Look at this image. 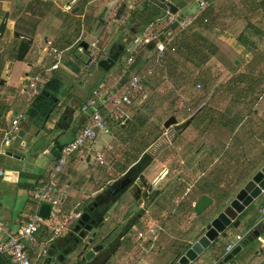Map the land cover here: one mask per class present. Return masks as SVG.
Masks as SVG:
<instances>
[{
	"label": "crops",
	"instance_id": "0c3cea01",
	"mask_svg": "<svg viewBox=\"0 0 264 264\" xmlns=\"http://www.w3.org/2000/svg\"><path fill=\"white\" fill-rule=\"evenodd\" d=\"M12 1L4 0V3L0 4V8L4 7L6 9L7 6L12 4ZM16 1L26 3L23 6V8H26L28 4L35 0ZM41 1L52 5L49 15L50 13L54 14L56 21L53 24H49L50 28L42 25V23L40 24L38 21L36 23L28 22V24H31L27 26L29 29H32V24H37V32L33 37V46L25 60L21 62H23L22 66L27 65L29 67L25 71V74L35 72L36 76L32 81L34 86L38 83L44 85V105L35 119L27 117L20 122L19 134L13 137L12 144L8 148L9 154L7 155L1 154L5 131L11 128L12 121L18 114L27 113L34 98L42 92L43 87L40 90L37 89L31 92L29 90L31 87L25 88L22 86L26 76L23 74L18 79H14L12 72L6 79L7 83L5 85L0 84V171L5 173L3 176L0 175V222L8 234H16L19 228L28 220L29 216L37 209V205L32 199L31 194L36 189L42 188L46 182L47 172L57 160L54 155L55 151H57V144L65 146L72 141L79 130L88 124L90 113L93 110L104 111L103 103L111 95H122L128 89L130 79L134 73H143L140 74L145 76L144 82L146 87L155 86L153 81L159 79L157 75L163 76L164 79L171 78L170 80H175V77L178 75V69L182 66L183 61L187 62V64L201 67L210 62L219 52L223 53V48L226 45L225 42L232 46L233 54L242 53L243 55L244 53L245 55L246 53V56L255 59V57L259 56L255 52L258 50V42L264 37V25L262 24V21H264V0H256L252 7L246 6L248 9L245 6H233L234 10L231 11L221 7L227 0H206L208 7L204 10H199L198 5H195L197 3L196 0H168V2H172L179 8V13L176 16L169 14L166 4L160 5L163 4L160 0H139V7L136 5V9L133 12L132 10L129 11V13L126 7L134 9L133 0ZM231 1L236 2L237 0ZM76 8L78 11L74 12ZM155 11H158V15L154 17L152 13H156ZM59 12H61L60 15H58ZM183 13V20L192 21L186 32L188 34L198 32L207 42L215 45L217 48V53L210 56V59L204 64L197 65V59L193 61L194 59L191 58L183 46V42L180 44V28H177L172 36L166 39L170 42L169 54L164 65L161 68L157 66L158 69L153 76L146 75V72L154 65V62L152 63V56H150V53L148 54L146 46L142 47L136 54L135 62L132 66L125 68L126 70H123L121 65L116 71L110 69L108 72L97 66H89L88 64H85L86 68H83L77 66L72 60H69V63L67 62L65 65L62 64L63 59H65L63 52L72 47V44H70L72 40L70 39L72 38L73 41L78 42L77 45L80 46L86 35L88 36L86 41L90 44V48L84 53H94V56L98 60L108 56H119L122 60L121 64H123V58L127 57L125 50L135 42L136 38L139 37L140 39L150 33L156 34L158 37L168 30L170 19H176ZM134 15L137 18H134ZM256 19H260L261 21L256 22ZM111 20L120 23L119 27L103 43L101 36L107 33V29L110 28L108 23L112 24ZM214 22H216V25L212 27ZM105 28L106 31L102 33V30ZM223 28H227V30L224 31ZM60 36H62L61 40ZM51 38L55 39V42ZM63 39L64 43L62 42ZM166 40L165 42H167ZM47 41H53L54 48L59 51H61L60 47L65 50L61 51L62 61L58 69H53V62L57 63L55 55L52 52L44 50ZM20 42L21 40L18 39L17 49H19ZM16 52L18 54V51ZM145 59H148V61L146 60L145 63H141ZM15 61H5L0 66V81L6 74L8 64L13 62L14 67ZM116 64H119V62ZM46 72L51 73H47L45 77L47 81L45 82L44 73ZM114 73L118 76L115 75L116 77L112 78ZM65 77L70 78L66 79ZM242 83L241 79L233 81L232 85L230 83L226 89L228 90L227 93L234 96L238 95V97H234L236 102L221 107L218 105L212 108L207 107V105L205 107L201 106L200 113H198L190 125L192 126L196 122L197 124L199 123L198 126L203 129L202 133L206 137L209 132L207 128L211 126L216 128L220 133L229 131V140L240 144L244 137L243 131L245 128L247 129V125L250 124L254 115H258V106L261 100L264 99V90H260L262 86H257L255 79L252 86H244V88ZM199 85L202 87L201 84H197V88ZM95 91H100L102 95L100 97L95 96ZM245 91L248 93L245 96L249 95L247 99L242 96V93ZM21 95L27 96V107L25 110H21L19 106L16 108L17 100L15 99ZM251 96L256 98L254 99ZM92 98H95L97 101L96 107L88 111L83 110L85 104ZM207 108L210 109V113ZM138 111H140V114L142 110L138 109ZM47 113L49 115L46 117ZM139 119L142 118L139 117ZM191 126L187 127L185 131ZM22 131L24 132L23 137L20 135ZM99 148L100 144L98 140L90 143L84 155L73 157L65 172L59 177V189L63 197L65 192H67V196L64 201L62 197L61 205H59L61 214L54 218L55 224L61 228V233L58 236H62L66 232L69 224L68 217L74 212H82V206L89 203L105 188L104 186H98V184H90L88 173L81 166L83 163L88 168L93 166L96 160L94 157L95 152L99 151ZM88 155H91L90 162H87ZM14 172L18 174L16 181L11 180ZM76 180L80 181V183L75 184ZM203 185L205 184H187L185 190L189 194L193 190H198ZM226 185L209 184V187L213 188V192L215 193L211 197L215 200L214 196H217L218 192H228L236 184H229L227 187ZM89 191L92 192L91 195ZM199 198L200 194L197 191L196 195L188 203L189 215L193 224L201 218L194 211V205ZM174 201L178 202L179 199H175ZM160 207L164 208L162 205ZM263 208L264 196L257 200L256 205L248 211L256 212L258 214V221L260 222L263 217L261 214ZM106 221L109 223L111 218ZM111 227L112 225L109 224L108 232ZM253 227L254 225L246 227L242 224L237 229L229 230L228 235L246 234ZM58 236L47 226L40 228L35 235L34 241L30 244V255L36 264L43 263L44 255H40L41 250L46 246L48 248ZM154 237H156V240L152 243L157 244L159 233H156L154 236L152 235L151 238L153 239ZM5 238L6 234L0 233V241ZM134 241L136 242L135 238ZM226 244L227 238L222 239L219 243H214L209 251L195 263L219 264L220 259L225 256ZM177 248V245H175L165 253L166 258L163 264H172L178 252ZM133 250H136V247L124 243L123 246L120 245L112 259L103 262L102 258V262L100 261L98 264H128L125 255ZM246 258L249 261L246 264H257L261 261V264H264V251H261L259 246H250L246 251ZM0 264L12 263L6 257L0 255Z\"/></svg>",
	"mask_w": 264,
	"mask_h": 264
},
{
	"label": "rangeland",
	"instance_id": "374dc122",
	"mask_svg": "<svg viewBox=\"0 0 264 264\" xmlns=\"http://www.w3.org/2000/svg\"><path fill=\"white\" fill-rule=\"evenodd\" d=\"M25 4L24 2L19 3L13 0L12 4L7 6L6 9L4 7L0 8V23L6 13L10 14L7 31L4 37L0 39V56H2L4 62L16 60L18 39L14 36V32L18 31V25L23 24V22L27 24L28 22L36 23L38 21L40 24L42 23V25L49 27V24H53L56 21L54 14L50 13L49 15V12L44 10H38L35 15L24 13L22 8ZM132 4L134 9L126 7L128 13L131 10L133 12L136 9V5L139 7V0H133ZM233 6L252 7L250 4H242L241 0L236 2L227 0L221 7L231 11L234 10ZM16 13L18 15L14 16L13 14ZM113 21L111 20V25L108 23L110 28L107 29V33L101 36L103 43L119 27L120 23ZM255 21L259 22L261 20L256 19ZM262 24L264 25V21H262ZM215 25L216 22L212 24V27ZM106 28L102 30V33L106 31ZM223 30L225 31L227 28H223ZM87 37L86 35L83 41H86ZM53 40L55 42V39ZM70 40H72L70 43L72 47L63 52L65 59H63L62 64L65 65L69 60H72L77 66L86 68L85 64H88L90 57L94 54L84 53L85 51L77 45L78 42L73 41L72 38ZM166 41L169 42V40ZM62 42L64 43V39ZM102 42L101 44L103 45ZM225 44L223 53L219 52L216 57H213L210 62L201 67H196L183 61L175 80H170L171 78L164 79L163 76L157 75L159 79L153 81L155 86H147L134 105L122 109L123 114L120 113L121 122L126 118L129 121L125 122L123 127L118 126V128L116 127L118 124H110L109 133L98 139L100 148L99 151L95 152L94 157L96 158L98 153L103 154L104 163L100 164L95 160L93 166L89 168L85 163L81 165L84 168L83 170L88 173L90 184H98V186L106 188L114 180L120 178L124 170L132 166L136 159L140 158L144 153H158L162 149L157 160L146 172V178L151 181L167 170L169 171L168 177H175L177 174H181L183 178L181 181H175L176 184H172L169 191L170 194L168 192L169 196H167L165 203H162L164 208L151 209L144 221L145 224H141L134 237L131 238L136 240L138 231L152 226L155 228L156 233H159L158 243L154 244L147 241L139 243L137 240L130 243L132 247H136V250L125 255L128 264H163L166 258L165 253L171 247L177 245L180 239L188 235L193 225L189 215L188 203L198 190H193L187 194V190H185L187 184H206V182L209 184H239L241 175L245 176L242 179L243 181L264 164V99L261 100L258 106V115H254L250 124L247 125V129L245 128L243 131L244 137L240 144L229 140V131L220 133L212 126L207 128L209 131L208 136H204L202 133L203 129L198 126L199 123L197 124V122L173 142L171 129L168 130L164 127V123L172 116L177 117L179 122H184L198 111L201 106L205 107L207 105V107L212 108L218 105L221 107L236 102L234 97H238V95L229 94L227 93L228 90H226L230 83L232 85L233 81L241 79L243 87H248L253 85L255 79L256 85L262 86L260 90H264V37L258 42V50L255 52L259 56L255 57V59L249 58L246 53L245 55L244 53L243 55L242 53L233 54L232 46L226 42ZM135 45L133 43L131 46L135 47ZM56 46L58 47L57 44ZM141 49L138 48L136 54ZM60 50L65 51L61 47ZM105 52L107 53V51ZM150 56H152V63L154 62L153 66H155L157 60L156 52H150ZM125 59L127 57L123 58V64H116L111 69L116 71L121 65L122 69L126 70ZM22 64L23 62L21 61H15L12 71L14 79H18L23 74L25 75V71L28 70L29 67L27 65L22 66ZM157 69L158 67L156 66L155 71ZM47 73L51 72L44 73V78ZM116 73H114L112 78L116 77ZM140 73L143 74L142 72ZM30 74V79L33 81L36 74L35 72ZM65 78L69 79L70 77ZM46 79L45 82L47 81ZM197 84L202 85L201 89L197 88ZM43 86L38 83L34 87L29 88V90L33 92L37 89H42ZM242 94L245 99L249 97V95L245 96L248 94L246 91ZM252 98L255 99L256 97ZM15 100H17L16 108L19 106L21 110L26 109V95L17 96ZM138 109L142 110L140 114ZM207 110L210 113V109L207 108ZM213 111L216 112L215 109ZM139 117L144 120V126H141ZM121 124L119 123V125ZM79 183L80 181H75V184ZM91 193L89 191L90 195ZM175 199H179V201L175 202ZM122 210L121 212H123ZM121 212L115 213L113 216L118 218ZM237 261L239 264H245L240 258ZM261 262L257 264H261Z\"/></svg>",
	"mask_w": 264,
	"mask_h": 264
},
{
	"label": "water",
	"instance_id": "95a60500",
	"mask_svg": "<svg viewBox=\"0 0 264 264\" xmlns=\"http://www.w3.org/2000/svg\"><path fill=\"white\" fill-rule=\"evenodd\" d=\"M160 1L166 4L169 9L168 13L174 16L179 13V8L172 2H168V0ZM195 5L197 6L198 4L196 3ZM77 11L76 8L74 12ZM60 14L61 12L58 13V15ZM183 17L184 13L181 14L175 22L169 25L166 32L149 42L146 45L147 50L156 52L157 44L164 42L167 38L172 36L173 32L179 27L180 19ZM9 18L10 14L6 13L0 24V39L5 35ZM14 36L21 40L17 60L24 61L33 46L34 39L19 31H15ZM138 38H136V40ZM80 48L87 52L90 48V44L87 41H82L80 43ZM121 61L119 56H108L99 59L97 67L108 72L116 63H122ZM12 70L13 62H10L6 74L0 82L1 85L7 83L6 79L11 75ZM25 76L26 78L23 80L22 86L25 88L34 86L30 79V74L26 73ZM41 93L42 92H40V94ZM193 119L194 114L184 122H179L177 117L172 116L165 122L164 127L168 130L178 127L186 129L190 126ZM128 121L129 119L126 118L120 122V124L122 123L120 126L123 127L125 122L127 123ZM20 135L23 137L24 132H20ZM90 160L91 155H88L87 162H90ZM17 176V172H14L11 180L16 181ZM142 178L144 180L147 179L144 175ZM155 186L156 184H139L138 180L136 184L128 185L125 190L128 193L127 195H131L132 197L135 196V189L147 187L151 188L150 192H152ZM165 191L166 188L162 190L161 194ZM66 194L67 192L64 193L63 201L67 196ZM263 196L264 164L255 173L228 190L227 196L221 202H216L209 195H202L194 205L195 214L201 218L192 225L189 234L179 240L177 244L178 252L172 264H194L209 251L214 243H219L222 239L227 238L229 230L237 229L242 224L246 227L251 225H254V227L246 236L242 245L222 257L219 264H239L237 261L238 258H240L243 263H248L246 251L250 246H259V249L263 251L260 239L264 238V221L259 222L258 214L256 212L253 213V211H248L255 206L256 201ZM81 210V216L78 219L69 220L66 232L62 236H58L48 246L42 264H98L102 260L106 245L113 240L107 231L109 223H107V219H104L103 223L99 225L100 223L92 218V214L88 209H84V206H82ZM50 213V204L44 203L40 206L39 214L43 218L49 219Z\"/></svg>",
	"mask_w": 264,
	"mask_h": 264
},
{
	"label": "built area",
	"instance_id": "2783aa9c",
	"mask_svg": "<svg viewBox=\"0 0 264 264\" xmlns=\"http://www.w3.org/2000/svg\"><path fill=\"white\" fill-rule=\"evenodd\" d=\"M75 1V0H73ZM199 10H204L208 7L206 0H196ZM4 3V0H0V4ZM170 14V13H169ZM176 19H170L169 25L175 22ZM191 20L179 21V27L181 30H187L191 25ZM156 34H148L142 38H138L135 42V47L128 46L126 48L127 59H125V68L132 66L136 60V50L138 48L145 47L149 42L156 38ZM47 52H52L57 58V63L54 64L53 69H58L62 61V52L54 48L53 41H47L45 49ZM169 43L160 42L156 46V65L152 66L147 72V76H152L155 72L156 66H161L164 60L169 54ZM94 54V53H92ZM95 55V54H94ZM91 56L88 62L89 66H97L98 59L95 56ZM145 76L141 74H135L131 77L128 89L122 95H111L109 99L103 103L104 111L93 110L90 113L88 124L79 130L76 137L67 143L60 152V155L53 166L47 172V180L43 187L36 189L31 195L32 199L37 205V209L29 216L28 220L19 228L16 234H8L5 231L3 224L0 222V233L6 234V238L0 241V255L6 257L12 264H36L30 255V244L34 241L35 235L42 228L47 226L56 236L61 233V228L54 222V218L61 214L59 205L61 203L63 194L59 189V177L65 172V169L69 166L73 157L83 156L85 150L90 143L97 141L103 135L109 133L110 124H119L120 113L123 114L125 107L134 105L135 101L141 96L145 89ZM198 88H201L199 85ZM94 95L100 97L102 93L95 91ZM97 101L95 98L88 100L83 110L88 111L91 108H95ZM26 119V114L21 113L16 116L12 121L11 128L5 131L3 137V148L1 154H9L8 148L12 144L14 136L19 134V125L22 120ZM96 160L99 163H104V155L98 153ZM0 175H5L0 171ZM51 205V213L49 219L43 218L39 214V209L42 204ZM263 215L261 221H264V208L261 210ZM81 216V212L72 213L68 219H78ZM249 234H230L227 236V244L225 247V255L231 253L235 248L242 245L246 236ZM150 235H156V230L152 226H148L147 229L138 231L136 235L137 242H154L156 237L150 238ZM152 239V240H151ZM263 251H264V238L260 239ZM47 246L41 250L40 255H46Z\"/></svg>",
	"mask_w": 264,
	"mask_h": 264
},
{
	"label": "flooded vegetation",
	"instance_id": "af4514ba",
	"mask_svg": "<svg viewBox=\"0 0 264 264\" xmlns=\"http://www.w3.org/2000/svg\"><path fill=\"white\" fill-rule=\"evenodd\" d=\"M43 91L44 87L42 93ZM200 111L199 109L194 113V119ZM184 131L185 129H182V127L172 128V141L175 142ZM161 150L158 153H144L132 166L124 170L120 178L114 180L101 193L97 194L89 203L84 205V209H88L91 212L92 218L96 219L100 223L99 225L103 223L104 219L111 218L109 224L112 227L109 229V235H111L113 240L105 247L102 257L103 262L112 259L120 245L123 246L124 243L130 244L134 241L131 238L136 234L138 227L144 223L149 211L160 208L163 201L169 196L168 192L172 184H176L175 181L183 180L181 174H177L175 177H168V170L165 173L159 174L151 181L142 178L143 175L146 177V172L157 160ZM138 180L139 184H156L155 189L152 192H150L151 188L147 187L135 189V196H128L125 190L126 187L136 184ZM165 188L166 191L161 194ZM120 212L119 219L113 216L115 213Z\"/></svg>",
	"mask_w": 264,
	"mask_h": 264
},
{
	"label": "trees",
	"instance_id": "16d2710c",
	"mask_svg": "<svg viewBox=\"0 0 264 264\" xmlns=\"http://www.w3.org/2000/svg\"><path fill=\"white\" fill-rule=\"evenodd\" d=\"M255 1L256 0H241L242 4H244V5H249V4L253 5L255 3ZM160 5H164V4H160ZM51 9H52L51 4H49L47 2H43L41 0H35L32 3L28 4L26 8H23L22 11L24 13H27L30 15H35L38 10H44L46 12H49V11H51ZM155 12L156 13H152V15L154 17L158 15L157 14L158 11H155ZM13 15L17 16L18 13L13 14ZM133 17L137 18L136 15H134ZM29 25H31V24H28V23L26 24L25 22H23V24L18 25V28H19L18 31L22 32L24 34H27L31 37H34L36 35V32H37V24H32V29H29L27 27ZM186 31L187 30H181L180 31V33H181L180 38H179V39H181L180 44H182V42H183V46L185 47L187 53L191 56V58L194 59L193 61H195L197 59L196 60L197 65H201V64L206 63L210 59V56H213L217 53V48L215 47V45H213V44L211 45L209 42H207V40L205 38H203L202 36H200V34H198V32L188 34V32H186ZM148 52L150 53V51H148ZM146 60L148 61V59H145V60H142L141 63H145ZM165 60H164V62H165ZM3 63H4V60H3L2 56H0V66ZM162 64H161V66H162ZM43 105H44V93H41L34 98L29 110L26 113V118L28 117L29 119H35L39 115L40 111L42 110ZM48 115H49V113H47L46 117ZM139 120H140L141 126H144V124H145L144 120H142V119H139ZM118 125H116L117 128H118ZM63 147L64 146L57 144V151H55V154H54L57 159H58L60 152L63 149ZM244 178H245V176L241 175L239 177V181H242V179H244ZM213 191H214L213 188H210L209 183H207V182L205 185L198 188V193L200 194V197L202 195H209L211 197L213 194H215ZM226 196H227V191L226 192L224 191L222 193H218L217 196H214V198H215V201L219 203L223 199H225Z\"/></svg>",
	"mask_w": 264,
	"mask_h": 264
}]
</instances>
